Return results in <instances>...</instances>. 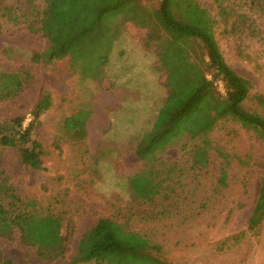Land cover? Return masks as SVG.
Returning a JSON list of instances; mask_svg holds the SVG:
<instances>
[{
    "label": "rangeland",
    "instance_id": "374dc122",
    "mask_svg": "<svg viewBox=\"0 0 264 264\" xmlns=\"http://www.w3.org/2000/svg\"><path fill=\"white\" fill-rule=\"evenodd\" d=\"M201 2L218 17L215 0ZM43 3L0 0V70L25 78L17 97L0 99V121L22 116L27 127L40 100L50 97L49 108L33 131L45 151L42 169L27 166L17 148H1L0 182L6 180L20 194L63 211L64 229L72 231V237L67 255L52 262L17 237H0L3 255L15 264H69L81 236L100 218L109 217L126 219L133 229L145 232L158 244L150 251L168 263L264 264V225L257 239L242 235L264 174V140L225 119L207 135L209 163L203 168H195L191 159L203 138L189 133L159 149L155 161L139 159L135 146L169 93L158 41L149 38L152 31L131 21L123 23L103 77H83L72 69L69 57L51 63L32 61V55L49 45L34 16L33 6ZM142 3L153 10L160 0ZM231 4L232 24L216 27L218 44L227 63L245 80L249 97L244 108L264 117V16L256 8L242 9V0ZM7 7L13 16L22 17L6 15ZM190 53L205 69L203 43H191ZM215 88L225 96L221 82ZM146 169L175 189L171 200L148 204L137 199L129 178ZM223 169L228 177L222 185L217 179ZM205 200L209 207L198 213L191 208Z\"/></svg>",
    "mask_w": 264,
    "mask_h": 264
},
{
    "label": "trees",
    "instance_id": "16d2710c",
    "mask_svg": "<svg viewBox=\"0 0 264 264\" xmlns=\"http://www.w3.org/2000/svg\"><path fill=\"white\" fill-rule=\"evenodd\" d=\"M215 2L219 18L201 0H160L159 6L153 10L148 9L142 0H44L41 6L33 8L40 32L49 45L31 59L36 63H51L69 57L76 73L92 79L101 78L112 47L119 38L121 25L131 21L149 28L152 31L150 40L158 41L161 69L168 74L165 84L169 93L151 128L137 142L135 153L139 159L153 162L159 149L189 133L203 138L191 158L195 168H203L209 163L210 140L207 135L221 120L232 119L264 140V117L244 108L249 97L245 80L225 60L216 36L217 24L221 23L227 29L235 11L231 0ZM245 7L256 8L264 16V0H242V9ZM5 12L14 20L22 17L13 16L11 7ZM242 18V26H245L247 19L243 14ZM197 41L203 43L204 55L208 59L205 69L191 58V43ZM216 82L222 83L225 96L216 90ZM24 85L25 78L19 73L0 70L1 100L17 97ZM49 103V96L40 100L27 127L22 116L0 121V149L17 148L23 162L36 170L43 167L45 151L33 138V131L48 110ZM208 111L211 112L209 116ZM66 128L68 130L67 125ZM227 177V170L223 169L217 182L223 185ZM156 179L147 169L129 178L137 199L152 204L173 198L171 195L176 192L169 182L164 185L163 181ZM218 192L214 191L216 197ZM207 199L210 203L212 197ZM206 203L207 200L191 208L197 209L198 213L209 207ZM156 212L162 214L164 211ZM63 213L57 212L50 202L40 204L20 194L15 187L7 185L6 180L0 182V237L8 240L17 237L21 244L35 248L47 262L65 257L70 249L72 231L64 229ZM263 225L264 174L242 235L257 239ZM154 247L158 244L142 230L133 229L126 219L119 221L103 217L81 236L69 264H172L152 253L150 250ZM0 264L15 263L0 251Z\"/></svg>",
    "mask_w": 264,
    "mask_h": 264
}]
</instances>
